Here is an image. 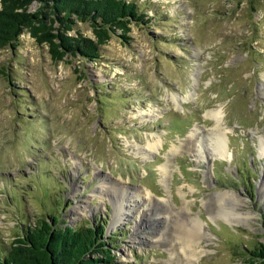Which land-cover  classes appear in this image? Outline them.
<instances>
[{"label": "rangeland", "instance_id": "374dc122", "mask_svg": "<svg viewBox=\"0 0 264 264\" xmlns=\"http://www.w3.org/2000/svg\"><path fill=\"white\" fill-rule=\"evenodd\" d=\"M127 1L153 21L113 35L97 63H55L29 33L0 49V249L54 216L106 227L112 264H258L264 0ZM220 193L242 202L238 222Z\"/></svg>", "mask_w": 264, "mask_h": 264}, {"label": "trees", "instance_id": "16d2710c", "mask_svg": "<svg viewBox=\"0 0 264 264\" xmlns=\"http://www.w3.org/2000/svg\"><path fill=\"white\" fill-rule=\"evenodd\" d=\"M37 4L38 9L31 12ZM153 21L138 4L127 0H0V49L15 47L24 33L47 46L51 59L82 58L97 63L101 49L118 33L131 40V25ZM79 24L90 25L94 38L83 35ZM74 33V34H73ZM25 227L8 249H0V264H112L104 241L106 227L60 226L54 216ZM114 249V248H113ZM252 261L264 264V244L249 249Z\"/></svg>", "mask_w": 264, "mask_h": 264}, {"label": "bare ground", "instance_id": "6f19581e", "mask_svg": "<svg viewBox=\"0 0 264 264\" xmlns=\"http://www.w3.org/2000/svg\"><path fill=\"white\" fill-rule=\"evenodd\" d=\"M262 91H264V88L262 89ZM214 116L217 118L218 121V127H217V132L214 131L215 133H212V138H216L215 140L218 141V145H216V152L218 153V155H220L222 158L225 159H231V154H229L228 152V148L229 146L226 144L224 138H223V134H222V128H221V122H223V118H222V112H217L214 114ZM151 151H154L157 149V142L155 144H152L149 146ZM197 156L202 157V152L201 150H194ZM262 151L264 153V144L262 147ZM264 189V188H263ZM217 197V202H219V204L222 203V208L225 209L224 211V217L230 219V221H234V222H238V220L242 219L243 217V213L239 210L234 209L235 204H240L242 203L239 198L237 196H235V194L233 193H220L218 195H216ZM118 203V205H116V211H115V220L114 223H119V221H121V215H120V210H122V205ZM234 205V206H233ZM221 208V207H220ZM236 208V207H235ZM217 209V208H216ZM222 212V211H221ZM222 214V213H221ZM249 214H245V216L247 217ZM221 217V216H220ZM121 219V220H120ZM193 220V219H192ZM195 223V221H194ZM195 226H198V228H200L201 226L198 223H195ZM198 224V225H197ZM201 230V229H200ZM199 230V232H200ZM201 234V232L199 233Z\"/></svg>", "mask_w": 264, "mask_h": 264}]
</instances>
